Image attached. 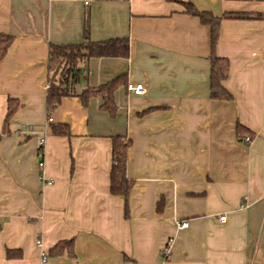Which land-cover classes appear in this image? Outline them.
I'll return each instance as SVG.
<instances>
[{
  "label": "crops",
  "instance_id": "obj_1",
  "mask_svg": "<svg viewBox=\"0 0 264 264\" xmlns=\"http://www.w3.org/2000/svg\"><path fill=\"white\" fill-rule=\"evenodd\" d=\"M184 3L250 17L221 21L232 101L211 98L210 28ZM86 21L93 42L129 40V58L90 60L76 87L126 75L116 117L101 98L47 110L49 46L83 43ZM0 34L13 37L0 60V264H264V0H0ZM10 101L20 108L5 133ZM116 136L132 143L128 200L110 191ZM66 241L73 258L50 256Z\"/></svg>",
  "mask_w": 264,
  "mask_h": 264
},
{
  "label": "trees",
  "instance_id": "obj_2",
  "mask_svg": "<svg viewBox=\"0 0 264 264\" xmlns=\"http://www.w3.org/2000/svg\"><path fill=\"white\" fill-rule=\"evenodd\" d=\"M186 13L198 18L200 22L208 26L211 32L212 55L210 73L211 98L217 101H232L233 97L224 86L229 77L230 62L228 59L219 58L215 49L220 38L222 19L242 20L250 17L243 14H227L222 18L215 17L211 13L198 11L191 3H184ZM13 44V37L0 34V60L8 53ZM130 56V44L128 39H113L105 42H93L90 37L89 21H86L84 29V42L81 44L53 45L49 46V68L51 71L50 85L47 93V110L52 114L62 103L63 99L77 97L84 106L92 99L101 98V109L111 117L117 115L116 91L119 86L126 84V75H120L109 83L97 88H88L82 93H76V87L85 75L86 65L92 59L98 58H123ZM56 69V71H55ZM20 105L16 101H10L8 115L5 121V133L11 119L19 110ZM52 132L57 136H70L67 125H52ZM237 135L240 140L250 137L249 130L238 126ZM131 141L122 136L112 138L113 167L110 177V191L114 196L124 197L128 200L135 186V181L127 174L129 150ZM52 257L75 256L74 241L59 243L50 252ZM9 259L20 258V251L8 250Z\"/></svg>",
  "mask_w": 264,
  "mask_h": 264
},
{
  "label": "built area",
  "instance_id": "obj_3",
  "mask_svg": "<svg viewBox=\"0 0 264 264\" xmlns=\"http://www.w3.org/2000/svg\"><path fill=\"white\" fill-rule=\"evenodd\" d=\"M74 1H80V0H74ZM84 5L85 6H89L91 5V3L94 1V0H82ZM127 91L129 92V94H132V95H135V96H142L146 93V88L144 87V85L142 84H133V83H130L127 85ZM49 123H52L53 122V119L50 118L49 120ZM35 133L34 129H32L31 127H27L24 131H23V134H26V135H33ZM246 142H251L252 139L250 137H247L245 138ZM46 144V139L45 137L44 138H41L40 139V155L41 157H43V150L42 148L45 146ZM39 170L41 171V178L43 179L44 182H46V184L48 186H51L54 184V181H51V180H48L46 179V176H45V163L43 161H40L39 162ZM221 221H225L226 220V217H221L220 218ZM189 227V223H181L178 225V229L179 230H183V229H187ZM37 246L39 248H42L43 247V244L41 241H38L37 242ZM169 254V251L167 253H165V257ZM47 261V258H43V262H46Z\"/></svg>",
  "mask_w": 264,
  "mask_h": 264
},
{
  "label": "rangeland",
  "instance_id": "obj_4",
  "mask_svg": "<svg viewBox=\"0 0 264 264\" xmlns=\"http://www.w3.org/2000/svg\"><path fill=\"white\" fill-rule=\"evenodd\" d=\"M55 71H56V69H55Z\"/></svg>",
  "mask_w": 264,
  "mask_h": 264
}]
</instances>
